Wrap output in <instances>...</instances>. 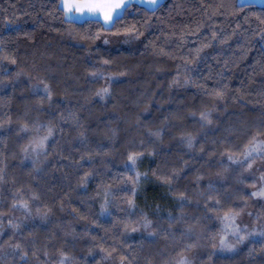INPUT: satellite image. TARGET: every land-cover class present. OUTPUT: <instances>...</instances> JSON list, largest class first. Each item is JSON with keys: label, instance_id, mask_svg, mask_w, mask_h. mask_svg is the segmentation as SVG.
<instances>
[{"label": "trees", "instance_id": "1", "mask_svg": "<svg viewBox=\"0 0 264 264\" xmlns=\"http://www.w3.org/2000/svg\"><path fill=\"white\" fill-rule=\"evenodd\" d=\"M60 2L0 0V264H264V5Z\"/></svg>", "mask_w": 264, "mask_h": 264}, {"label": "crops", "instance_id": "2", "mask_svg": "<svg viewBox=\"0 0 264 264\" xmlns=\"http://www.w3.org/2000/svg\"><path fill=\"white\" fill-rule=\"evenodd\" d=\"M162 1L163 0H154V2H158L157 4H159ZM119 2L120 0H61L60 4L61 7L64 9L65 16L67 19L75 20V21H83L88 18H95V19H100L106 25H110L114 21V19L121 14L125 5L129 3H138L145 7L150 8L149 4L154 3L153 0H124V6L122 8L115 9L114 11H112V19L110 21H106L105 19L106 15L109 12V8L107 7H100L95 9H89L88 7H82V9L73 7L71 11H68L64 7V3L84 6V5H110Z\"/></svg>", "mask_w": 264, "mask_h": 264}, {"label": "rangeland", "instance_id": "3", "mask_svg": "<svg viewBox=\"0 0 264 264\" xmlns=\"http://www.w3.org/2000/svg\"><path fill=\"white\" fill-rule=\"evenodd\" d=\"M238 3L240 4H244V3H254L256 5H264V0H237ZM158 2H154L152 4H149L150 8H154L156 7L158 4ZM126 6V5H125ZM124 6V7H125ZM141 160V159H140ZM135 168L137 169L138 172V178H139V189L143 190L146 187V182L148 181V178H146V174H145V168L142 167V163H139V160H135L133 162ZM141 165V166H140ZM260 185L262 184V180H259ZM141 194H143V192L141 191ZM146 195V194H144ZM144 197V196H143ZM144 199V198H143ZM162 199V198H161ZM160 199V203H163L165 206H170L167 202L166 199L161 200ZM173 203V202H172ZM159 204L157 203L155 206H153L155 208V210H160V212L163 211L164 207L159 206ZM152 207V205H151ZM158 207V208H156ZM167 208V207H166ZM244 225V230L248 231L252 228V219L250 215H246V213L242 216H238L235 217V222L231 223L230 221H228L227 226L231 225L233 226V228L239 227L240 225ZM148 225L146 224L144 225L145 228L148 229ZM138 234V233H137ZM237 245V240H233V238L231 239V236L228 237V239L226 240V243H224V245L222 246V250L223 252H228V250H232L235 246ZM59 264H63V261H61ZM180 264H185V261H182Z\"/></svg>", "mask_w": 264, "mask_h": 264}, {"label": "snow or ice", "instance_id": "4", "mask_svg": "<svg viewBox=\"0 0 264 264\" xmlns=\"http://www.w3.org/2000/svg\"><path fill=\"white\" fill-rule=\"evenodd\" d=\"M153 2H154V0H153ZM123 6H124V0H120L119 3L110 4V5H84V6H79V5H71V4H68V3H64L65 9H67L68 11H71V9L73 7H77V8H81V9H82V7H88L89 9L107 7V8H109V12H108V14L105 17L106 21H110L112 19V11H114L115 9H120ZM104 91L106 92L107 90L105 89ZM260 148H261V145L257 144V145H255L252 148V151H258V150H260ZM129 159L133 160V162H134L135 157L134 156H130ZM258 194L259 195H264V192L253 193V195H258ZM225 220L230 221L231 223H234L235 222V217L234 216L225 215ZM241 239H243V237H241Z\"/></svg>", "mask_w": 264, "mask_h": 264}, {"label": "bare ground", "instance_id": "5", "mask_svg": "<svg viewBox=\"0 0 264 264\" xmlns=\"http://www.w3.org/2000/svg\"><path fill=\"white\" fill-rule=\"evenodd\" d=\"M250 230L246 231V232H249Z\"/></svg>", "mask_w": 264, "mask_h": 264}]
</instances>
